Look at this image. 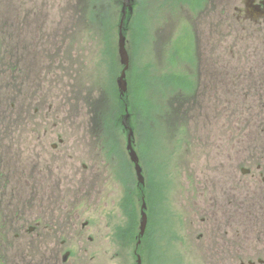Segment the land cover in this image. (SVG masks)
<instances>
[{
    "label": "flooded vegetation",
    "instance_id": "1",
    "mask_svg": "<svg viewBox=\"0 0 264 264\" xmlns=\"http://www.w3.org/2000/svg\"><path fill=\"white\" fill-rule=\"evenodd\" d=\"M228 2L205 0L187 16L193 90L186 95L189 100L181 93L176 101L193 108L200 125L214 129L223 143L201 150L212 178L192 174L179 188L174 213H155L153 220L148 212L143 236L140 224L130 236L132 215H118L96 249L106 262L97 264H127L130 253L132 264H264V0ZM18 32L17 40H0V75L14 76L17 93L12 103L6 94L10 86H0V104L15 107L0 115V239L13 237L16 253L30 246L32 260L17 264H85L75 253L87 252L82 236L92 225L82 221L88 167L71 153L62 132L74 126V119L53 116L56 104L50 93L60 87L58 99L68 110L73 93L84 118L76 129L86 137L84 73L74 69L80 76L76 94L70 79L61 81L73 70L55 58L54 41L29 40ZM31 107V116L24 117ZM242 125L255 127L237 131ZM17 134L18 141L23 139L21 150L13 152ZM25 139L33 140L26 154ZM55 188L68 189L69 195L55 197ZM145 193L150 194L147 182ZM114 246L122 253L113 254ZM7 260L0 254V264Z\"/></svg>",
    "mask_w": 264,
    "mask_h": 264
},
{
    "label": "rangeland",
    "instance_id": "2",
    "mask_svg": "<svg viewBox=\"0 0 264 264\" xmlns=\"http://www.w3.org/2000/svg\"><path fill=\"white\" fill-rule=\"evenodd\" d=\"M204 2L205 0H135L133 5L134 13L130 19L132 26L126 34L127 50L131 59L127 74L130 95L127 93L123 98V118L129 114L132 127L137 131L136 149L144 166L150 194L144 192L139 206L135 208L137 212L130 217L135 228L130 236L138 231L142 199H146L145 195H152L150 202L148 200V210L153 214L151 218L155 220V213L176 211L180 187L184 186V182L192 180V174L199 178L203 176L204 180L205 176L212 178L214 174V171H207L211 165L201 156V150L221 148L222 141H219L214 129L209 130L208 125H200L203 121H199L200 115L197 120L198 114L193 108L179 107L176 103L181 93L189 100L188 96L193 90L189 76L192 73V42L189 40L190 31L185 20L190 16V11L197 12ZM228 3L239 4L240 0H229ZM91 11H95L94 18ZM122 11L123 5L115 3V0H97L96 3H92V0H85L83 3L78 0H0V40H17L19 30L29 40H43L45 43L53 40L55 58L61 62L66 60L73 70L71 77L61 81L70 79L71 85L76 88V94L80 89V76L74 69L79 67L84 73L87 100L86 137H81L82 129H76V122L84 118L82 108L81 111L77 109V104L73 101V93L69 110L58 99L62 91L60 87H55L50 93L54 95L56 104V111L52 115L56 119L64 116L74 119V126L61 131L66 133L64 137L71 153H74L77 160L85 161L88 167L84 194L87 210L82 221L91 222L92 225L82 236L87 252H80L79 255L75 253L77 259L82 262L84 260L85 264H97L102 260L106 262L105 256H101L96 249L101 239L104 241V232L109 231V224L113 225L112 222L118 215L127 213L122 207L126 187L130 189L132 182L138 183L132 163L127 154H124L127 146L125 126L121 123L122 127H118L113 120L116 114V103L113 102L116 100L117 91L121 97L116 80L123 69L118 53ZM1 69L4 67L1 66ZM82 78L81 76V82ZM3 84L10 86V91L6 94L12 103L17 101V93L13 91L14 76L1 74L0 86ZM137 86L139 92L135 100L132 91ZM94 101L99 104L97 109L100 105L101 110L106 106L102 118L94 117L88 107ZM134 103L137 111H134ZM14 108L10 103H1L0 115H8V111L11 112ZM33 109L31 107L29 112L26 109L23 116H31ZM221 127L220 124H214L216 129ZM253 127L255 126L242 125V129L237 131L248 132ZM17 137L18 134L11 146L13 152L21 150L23 139L18 141ZM32 142L30 139L23 141L24 154L33 148ZM203 168L204 172L200 174ZM144 188L146 190V185ZM68 195V189L65 192L63 188H55V197ZM156 195L158 201H153L152 210L150 203ZM90 236L93 241L89 240ZM14 240L13 237L0 239V254L8 258V264H15L16 258V264L19 261H31L33 252L30 246L16 253ZM129 244L130 247L133 245ZM119 247L122 248L123 245ZM130 247L127 251L131 252ZM115 248L114 246L112 253H122ZM128 256L127 264H132V253Z\"/></svg>",
    "mask_w": 264,
    "mask_h": 264
},
{
    "label": "water",
    "instance_id": "3",
    "mask_svg": "<svg viewBox=\"0 0 264 264\" xmlns=\"http://www.w3.org/2000/svg\"><path fill=\"white\" fill-rule=\"evenodd\" d=\"M133 2L134 0H127L126 7L128 8L130 14L133 12V5H132ZM123 12L124 14L119 27L120 31H119V40H118V53H119L120 63L122 64L123 69L121 71V74L117 78V85L121 96H124L128 92L127 71L130 68V56L127 50V38L124 35V27H123L126 18V10H124ZM129 117H130L129 114L126 115L125 122L129 119ZM127 151L129 153L131 162L134 164L138 183L144 185L145 178L143 175V169L140 165V159L138 153L134 148V131L131 128H129V132L127 135ZM146 210H147V204L145 200H143L141 207V215H142L141 227H140L141 235L144 234L148 221Z\"/></svg>",
    "mask_w": 264,
    "mask_h": 264
},
{
    "label": "trees",
    "instance_id": "4",
    "mask_svg": "<svg viewBox=\"0 0 264 264\" xmlns=\"http://www.w3.org/2000/svg\"><path fill=\"white\" fill-rule=\"evenodd\" d=\"M85 1V0H84ZM126 1V0H125ZM125 1L124 0H115V3H120L121 5H123L124 3H125ZM97 2V0H92V3H96ZM94 13H95V11H91V16L94 18ZM131 26H132V24H131V21L126 25V28H127V32L126 33H129L130 32V30H131ZM129 91H131V90H129ZM138 92H139V87L137 86V87H135L134 88V91H132V94H135V100H137V94H138ZM128 95H130L129 93H128ZM129 98V97H128ZM127 101V100H126ZM97 102V101H96ZM124 102L125 101H123V99L121 98V97H119V95H118V91L116 92V100L113 102V103H116V108L114 109V110H116V114H115V119H113L114 121H115V123H116V125L118 126V127H122L121 126V123H122V118H123V112H124ZM102 106H105V105H103L102 104ZM114 106H115V104H114ZM88 107L90 108V111L92 112V115L94 116V117H101L102 118V116H104L105 115V112H106V106H105V109H103V110H101V105H100V108L99 109H97L98 107H99V104H97V103H93L92 105L89 103L88 104ZM133 107H134V111H137V105H136V103H134L133 104ZM120 113V114H119ZM112 120V121H113ZM109 121V120H108ZM112 121H111V123H112ZM110 123V124H111ZM132 126H133V124H132ZM108 126H106V128H107ZM105 128V127H104ZM137 132V131H136ZM137 141V140H136ZM102 144H103V141H102ZM104 145V144H103ZM136 146H137V143H136ZM115 154H117V152H115ZM124 154L126 155L127 154V156H128V153H127V151L125 150L124 151ZM129 158V157H128ZM114 166H115V163H114ZM126 181L128 182V179L126 178ZM144 192H145V188H144V186H141V185H139L138 183H136V182H132L131 183V186H130V189L128 188V187H126V190H125V195H124V199H123V204H122V207L124 208V209H126V214H130V215H132V216H134V214H135V212H137V210L135 209L136 208V206L138 207L139 206V204H140V202H141V198H142V196H144ZM150 198V199H149ZM151 198H152V195H151V197H148L147 196V203H148V200H149V202H150V200H151ZM158 199V197H157V195H156V197L154 198L153 197V199H152V203H150L151 204V206H152V210H154V207H153V205H154V203H153V201L155 200L156 202L158 201L157 200ZM134 213V214H133ZM3 258V257H2ZM1 258V259H2Z\"/></svg>",
    "mask_w": 264,
    "mask_h": 264
}]
</instances>
